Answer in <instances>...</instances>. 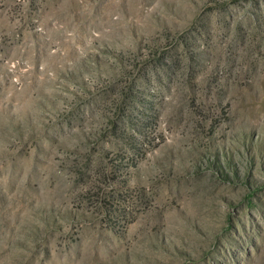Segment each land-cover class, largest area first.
<instances>
[{
  "label": "rangeland",
  "instance_id": "obj_1",
  "mask_svg": "<svg viewBox=\"0 0 264 264\" xmlns=\"http://www.w3.org/2000/svg\"><path fill=\"white\" fill-rule=\"evenodd\" d=\"M0 264H264V0H0Z\"/></svg>",
  "mask_w": 264,
  "mask_h": 264
}]
</instances>
